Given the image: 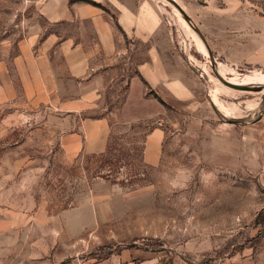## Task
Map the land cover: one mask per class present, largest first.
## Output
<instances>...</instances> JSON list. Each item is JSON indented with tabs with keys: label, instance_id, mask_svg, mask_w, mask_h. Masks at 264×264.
<instances>
[{
	"label": "rangeland",
	"instance_id": "1",
	"mask_svg": "<svg viewBox=\"0 0 264 264\" xmlns=\"http://www.w3.org/2000/svg\"><path fill=\"white\" fill-rule=\"evenodd\" d=\"M154 1L186 92L143 88L128 123L121 109L144 50L130 48L99 102L110 114L105 157L68 158L62 138L78 120L29 102L17 81L0 103V264H91L131 247L172 264H264V90L231 89L214 72L264 75L248 59L231 64L247 47L221 41L262 32L264 0H174L193 26ZM38 5L0 0V63L55 29Z\"/></svg>",
	"mask_w": 264,
	"mask_h": 264
},
{
	"label": "crops",
	"instance_id": "2",
	"mask_svg": "<svg viewBox=\"0 0 264 264\" xmlns=\"http://www.w3.org/2000/svg\"><path fill=\"white\" fill-rule=\"evenodd\" d=\"M36 2L38 13L55 29L43 36L39 31L29 34L19 43L14 56L0 63V103L13 99L17 81L21 95L29 102L51 107L72 122L78 120L74 125L76 129L62 138L68 158L80 152L99 154L106 150L110 114L99 113V102L119 69L116 65L130 48L144 50L136 54L142 58L138 59L136 73L128 81L127 97L121 109L128 123L138 119L134 116V101L143 94V88L148 86L169 96L186 92V84L173 66V61L177 63V60L170 55L168 38L162 39L164 30L160 27L158 5L154 0ZM261 25L263 27L264 23ZM263 30L251 36L247 44L244 40L249 36L222 37L221 41H227L229 47H247L246 58H229L231 64L249 60L264 66ZM206 40L213 50L210 42L217 40L208 37ZM152 135L148 137L149 149L156 147ZM163 257L141 247H131L91 264H158L160 260L161 264H172L163 261Z\"/></svg>",
	"mask_w": 264,
	"mask_h": 264
},
{
	"label": "bare ground",
	"instance_id": "3",
	"mask_svg": "<svg viewBox=\"0 0 264 264\" xmlns=\"http://www.w3.org/2000/svg\"><path fill=\"white\" fill-rule=\"evenodd\" d=\"M200 45L203 48V45L202 44ZM228 70L229 69L222 64H218L216 67V71L217 72L219 71L218 74L225 80H226L225 73ZM228 82L238 86H247V87L264 86V75H259V74L243 75L241 77L230 79Z\"/></svg>",
	"mask_w": 264,
	"mask_h": 264
},
{
	"label": "water",
	"instance_id": "4",
	"mask_svg": "<svg viewBox=\"0 0 264 264\" xmlns=\"http://www.w3.org/2000/svg\"><path fill=\"white\" fill-rule=\"evenodd\" d=\"M169 2L180 12V14L184 17V19L186 21H188V23L191 24V26H193V24L191 23L190 19L188 18L187 14L184 12V10L174 1V0H169ZM195 31L197 32L199 38L201 39L202 43L204 46L207 47L206 42L204 40V37L201 35V33L195 29ZM211 60L213 61V63H215V60L213 58V56H210ZM214 72L216 77L218 78V80L224 84L225 86L234 89V90H240V91H260L261 89H264V86H253V87H247V86H238L235 84H232L230 82H228L227 80H225L224 78H222L218 72L216 71V69L214 68Z\"/></svg>",
	"mask_w": 264,
	"mask_h": 264
},
{
	"label": "trees",
	"instance_id": "5",
	"mask_svg": "<svg viewBox=\"0 0 264 264\" xmlns=\"http://www.w3.org/2000/svg\"><path fill=\"white\" fill-rule=\"evenodd\" d=\"M108 147H109V142H108V145H107L106 151L100 154L102 158L105 157L106 153L108 152V150H109Z\"/></svg>",
	"mask_w": 264,
	"mask_h": 264
}]
</instances>
